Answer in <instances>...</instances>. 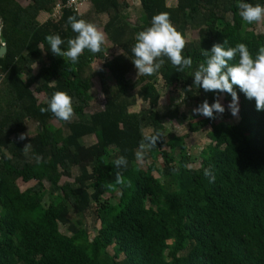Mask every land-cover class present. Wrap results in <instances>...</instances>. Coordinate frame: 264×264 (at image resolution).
I'll return each instance as SVG.
<instances>
[{
	"label": "trees",
	"instance_id": "obj_1",
	"mask_svg": "<svg viewBox=\"0 0 264 264\" xmlns=\"http://www.w3.org/2000/svg\"><path fill=\"white\" fill-rule=\"evenodd\" d=\"M30 1L32 6L20 9L14 0H0L7 49L0 59L6 86L1 87L0 97L5 93L10 99L0 117V264H264V111L258 112L255 100H248L237 86L235 125L217 122L216 113L212 120L186 117L177 110L158 116L155 111L157 76L167 89L179 85L184 103L198 106L205 99L209 104L215 101L218 92L200 101L193 83L195 70L206 60L201 50L210 51L227 40L225 47L244 43L255 57L264 47V34L248 31L256 23L249 24L238 14L241 0H137L141 15L132 29L126 24L124 0H88L89 13L107 17L104 32L123 53L99 71L91 65L106 59L104 45L98 54L85 50L73 64L67 57L55 56L45 40L49 34H59L66 51L67 40L77 35L68 17L83 18L65 8L68 0ZM56 1L60 17L39 25L38 14L52 13ZM243 2L264 5V0ZM161 12L169 13L185 37L187 30L198 33L183 51L193 65L179 72L163 57L165 63L155 75H142L131 84L127 77L135 69L131 49L136 36ZM238 60L237 56L230 63ZM33 65H38L36 71L31 70ZM106 71L115 81L113 87L107 86ZM94 79L100 82L105 103L88 115ZM57 91L73 98L75 114L68 122L40 111ZM135 91L142 102L138 114L129 112L131 104L126 100ZM34 94H42L44 101ZM225 95V101L231 102V96ZM10 106L14 109L8 110ZM163 119H185L191 134L208 131L210 144L203 150L199 170L189 169L195 159L187 138L165 132ZM56 121L64 130L52 127ZM31 125L37 126L36 134L19 140ZM13 128L16 140L10 141ZM148 129L149 135L160 133V138L144 153L145 164L153 161L143 170L136 153L145 137L142 132ZM91 138L94 143L84 145ZM27 144L30 148L25 152ZM119 156L127 158L126 167H116ZM157 158L162 160L158 167ZM205 169L214 181L205 176ZM117 172L124 177L123 185L116 183ZM154 172L159 177L154 178ZM64 177L72 181L60 184ZM20 180L37 184L22 191ZM106 194L116 196V202L104 198ZM46 195L50 202L44 206ZM91 217L99 223L92 238L88 230L94 224L87 225ZM59 225L70 235L61 234Z\"/></svg>",
	"mask_w": 264,
	"mask_h": 264
},
{
	"label": "clouds",
	"instance_id": "obj_2",
	"mask_svg": "<svg viewBox=\"0 0 264 264\" xmlns=\"http://www.w3.org/2000/svg\"><path fill=\"white\" fill-rule=\"evenodd\" d=\"M237 7L239 9V16L245 22L252 24L264 21V5L259 3L253 5L241 0ZM56 16L59 18L60 14H56ZM56 16L54 15L55 18ZM0 22L2 23L1 20ZM54 22H56V20H54ZM67 22L71 26L72 31L77 35L67 40L68 48L66 51L61 48L65 41L59 34H49L45 37V40L50 46V51L55 56L67 57L71 63L75 64L85 50L90 51L92 54H98L103 50L106 37L95 24L84 19H78L75 16L68 17ZM3 33L1 24L0 34L3 36ZM226 44L227 40L223 43L214 44L210 51L201 50V54L206 57V60L199 64L198 68L195 70L193 74V83L198 86L199 94L203 97L207 96L209 93L212 94L215 92H218V95L211 104H209L206 99L203 101L202 97L203 102L192 110L194 115H201L205 118L214 120L216 119L214 113H216L217 116L218 114L222 115L224 113L225 108L221 103L223 102L226 107L228 104L231 115L236 117L239 113V97L237 92L234 91V86H237L248 100H255V106L258 112L264 111V47H260L255 57H253V54L244 43H238L234 47H225ZM186 45L187 38L172 24L169 13L161 12L153 16L150 27L137 34L136 43L131 49L135 57L132 63L137 73L141 74V76H152L155 75L165 63L163 57H167L179 72H183L185 68H191L193 65L191 56L185 57L183 54ZM237 56L239 57L238 62L230 63L236 60ZM17 62L18 61L15 60L13 64L18 65ZM34 67L37 69L38 65H33L31 70ZM0 76L4 77V75ZM3 77H0L1 82L4 81ZM139 78L136 79V81H139ZM110 80L115 84L111 76ZM155 81L156 85H158L159 82L163 83V79L160 76H157ZM225 93L231 96V102L225 101ZM141 108L142 104L140 106V109ZM130 110V113L135 114ZM40 111L41 113L50 111L58 120L68 122L75 114L73 98L65 91H57L53 93L48 102V106L46 108H41ZM177 122L179 121L177 120ZM159 138L160 133L146 135L144 140L140 143V150L136 153L137 158H142L146 151L154 148ZM18 139L24 140L25 134H21ZM15 140L16 138H13L10 141ZM29 148L30 144H27L23 151L27 152ZM36 161L40 163L42 157H36ZM114 163L118 168L126 167L127 158L125 156H119ZM204 174L210 177V180L214 181L215 177L209 169H205ZM116 183L121 185L125 183L124 177L120 172L116 173ZM128 183L130 184V182Z\"/></svg>",
	"mask_w": 264,
	"mask_h": 264
},
{
	"label": "rangeland",
	"instance_id": "obj_3",
	"mask_svg": "<svg viewBox=\"0 0 264 264\" xmlns=\"http://www.w3.org/2000/svg\"><path fill=\"white\" fill-rule=\"evenodd\" d=\"M124 1L126 2V5H127V10H125V15L129 17L126 20V24L130 29H132L137 25V20L141 15V11L139 9V3L137 0H124ZM173 1H175V0H173ZM56 2H57V5H59L58 1H56ZM89 8H90V5H89L88 0H82V2L76 7L75 12L80 17H82L84 20L95 24L98 27V29L105 34L103 27L107 22V17L103 16V17L97 18V16L89 13ZM55 9H56V7H55ZM55 9L53 10L52 13H50V17H49L50 19L49 20L54 21L53 20L55 18L54 15L56 16V14H58V15L60 14L59 11H57ZM48 16H45V18L47 19ZM57 17L58 16H56L55 20L58 19ZM248 31L254 32L257 35L264 34V21L256 23L253 27L248 29ZM105 37H106V40L104 43V47H105L104 57H106V59L105 60L98 59L95 62H93L91 65V69L93 71H99V70L103 69V66L107 61H110L113 58H118V57L123 56V53L120 50V48L110 44V41L107 38L106 34H105ZM43 62L46 65L49 64V62L45 61L44 59H43ZM35 68L36 67H34L32 70L36 71ZM140 76H141V74H138L137 70L133 69L130 72V74L128 75L127 79L129 81V83H134L136 81V79H138ZM105 80H106L107 86H109V87L114 86V82L110 80V74L107 71L105 72ZM93 82H92L93 87L89 92L90 97L92 98V104H91L92 106H91V109L87 111L88 115L93 114V112L98 111L99 109L101 110L104 103H105V99H104L102 92H101L99 80L94 79ZM1 83L3 85L0 86V89H1V87L6 88L4 81ZM51 86L53 87L52 84H51ZM33 87L34 86L31 87L32 90H33ZM156 89L158 90V93L160 96V99L158 101V105L155 109L158 116H161L162 114H166V113L171 112L173 110H177L180 114H182L186 117L187 116H191V117L197 116V115H194L192 112V110L197 107L196 102L184 103L183 96L181 94V90H180L179 85H176L175 87H173L170 90V89H166L164 87V84L159 82L158 85H156ZM34 96L39 102L44 100V96L42 94H39V95L34 94ZM202 97L203 96L201 94H199L200 101H202ZM7 100L9 101L10 99L8 98ZM126 100L129 104H131V108H132L130 110L131 112L136 114L140 111V106L142 103H141V100L137 97L135 92L129 94L127 96ZM221 103L224 106L225 111L222 115L218 114V121L217 122L224 121V122H227V124H232V125L237 124L239 121L238 115L236 117H233L230 113V110L228 109V104L226 107L223 102H221ZM2 104L3 103L0 99V117L1 118L4 116V110L6 109L5 104H3L4 106ZM94 108L96 109L95 111L93 110ZM51 125L55 129L64 130V127L60 128L57 121L53 122ZM161 125H162L163 130L165 132L171 133L174 136H177L178 138H180V137H186L187 138L186 142H187V147L189 149V154L192 156V158L195 159V162L190 164L189 169L199 170L201 168V164L203 162V160L201 158L203 150L205 148H207L208 145L210 144V140H209L208 134H207L208 131L197 133V134L189 133V129L187 126L188 123H186L185 119H180L179 122L167 121V120L163 119L161 121ZM36 131H37V126H35V125L29 126L26 130V133H25V139L29 140V138L33 137L36 134ZM38 131H40V129ZM210 131H211V129H209V132ZM64 133L66 134V131ZM142 133L144 134V136H146V135H149L151 133V130H149V129L143 130ZM9 135H10L9 140L16 137V134L14 132V128L12 129V134H9ZM93 143H94V139L91 138V140L84 142V145L89 146ZM152 161L150 160V161H148V163L145 164V162L143 161L142 158L138 159L139 168L145 170L146 167L149 165V163H152ZM161 163H162V160L160 158H157L155 161V165L158 167V166H160ZM159 175L160 174L157 172H154L152 174V176L154 178L159 177ZM69 180L72 181L70 178L64 177L60 181V184H63V182H68ZM45 183H46V185L44 187L47 189L49 187L48 186L49 183L48 182H45ZM36 184H37L36 181H33V180H31L27 183H23V182H21V180L18 181V186H19L20 190H22V191H24L26 189H30V190L34 189L36 187ZM115 195H117V193H115ZM105 197L107 199L110 198V200L112 202H116V196H110V195L106 194V195H104V198ZM49 202H50V198L48 195H46L43 198L42 204L44 206H47L49 204ZM87 223H88L87 224L88 226L94 224L93 227H91L88 230L90 238H92L95 235V233H97V229L99 228V223H97L95 221L94 217L88 218ZM59 231L63 235H70V233L66 230V227H64L63 225H59ZM107 250L109 251L110 254H112L111 247H109ZM120 258H122V256Z\"/></svg>",
	"mask_w": 264,
	"mask_h": 264
},
{
	"label": "crops",
	"instance_id": "obj_4",
	"mask_svg": "<svg viewBox=\"0 0 264 264\" xmlns=\"http://www.w3.org/2000/svg\"><path fill=\"white\" fill-rule=\"evenodd\" d=\"M14 2L16 3V5L20 8V9H25L27 7H30L32 6V3L30 0H14ZM56 10V9H55ZM49 15V16H48ZM45 16H48L47 19L45 18ZM50 14H47V13H39L37 18H36V21L39 25H43L45 24L50 18ZM55 20V18L53 19ZM1 22H0V26H1ZM186 38H187V41L188 42H195V40L198 39V33L196 31H191V30H187L186 31ZM42 55H44V52H43V49L42 47H39ZM6 53H7V49H6ZM6 55V54H5ZM4 55V56H5ZM4 58V57H3ZM2 58V59H3ZM14 62V61H13ZM38 69V67H37ZM0 77H3V76H0ZM4 78V77H3ZM3 84L1 83L0 86H2ZM1 101L3 104L5 105H8V100H7V97L5 96V93L0 97ZM2 104V105H3ZM4 106V105H3ZM12 106V105H11ZM9 107L8 110H12L14 109V107ZM26 133V132H25ZM34 181V180H33Z\"/></svg>",
	"mask_w": 264,
	"mask_h": 264
},
{
	"label": "built area",
	"instance_id": "obj_5",
	"mask_svg": "<svg viewBox=\"0 0 264 264\" xmlns=\"http://www.w3.org/2000/svg\"><path fill=\"white\" fill-rule=\"evenodd\" d=\"M82 2V0H68L65 8L68 10L76 11V7ZM59 9V10H58ZM56 10L60 12L61 7L59 5L56 6ZM1 82V81H0Z\"/></svg>",
	"mask_w": 264,
	"mask_h": 264
},
{
	"label": "water",
	"instance_id": "obj_6",
	"mask_svg": "<svg viewBox=\"0 0 264 264\" xmlns=\"http://www.w3.org/2000/svg\"><path fill=\"white\" fill-rule=\"evenodd\" d=\"M6 40L3 38V36L0 34V59L4 57L6 54V46H5Z\"/></svg>",
	"mask_w": 264,
	"mask_h": 264
}]
</instances>
